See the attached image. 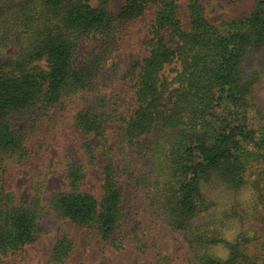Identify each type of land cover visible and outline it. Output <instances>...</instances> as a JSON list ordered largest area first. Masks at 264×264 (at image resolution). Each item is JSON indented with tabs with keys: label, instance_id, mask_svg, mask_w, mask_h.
<instances>
[{
	"label": "trees",
	"instance_id": "1",
	"mask_svg": "<svg viewBox=\"0 0 264 264\" xmlns=\"http://www.w3.org/2000/svg\"><path fill=\"white\" fill-rule=\"evenodd\" d=\"M122 45L118 99L100 85ZM98 167L99 197L85 189ZM58 171L66 183L46 195ZM50 221L55 264L70 224L133 250L131 264H172L162 225L186 264H264V0L216 20L200 0H0V256Z\"/></svg>",
	"mask_w": 264,
	"mask_h": 264
},
{
	"label": "rangeland",
	"instance_id": "2",
	"mask_svg": "<svg viewBox=\"0 0 264 264\" xmlns=\"http://www.w3.org/2000/svg\"><path fill=\"white\" fill-rule=\"evenodd\" d=\"M205 7L206 15L210 20H216L222 15L240 17L248 15L254 8L256 0H238L234 3L228 0H200ZM123 0H111L112 6L119 9ZM185 11V10H184ZM90 43L82 46V51L88 49ZM131 49L121 46V49L113 56L118 64V76L101 83L102 91L109 97L117 96L123 99L126 96L128 84L121 80L128 68V53ZM142 53V50H141ZM110 62V61H109ZM76 109L72 107L64 108V115L69 118L68 125L73 128ZM16 175L17 192L21 198H26L29 194V180L26 170L20 169ZM64 172L53 173L47 182L45 194L53 190L60 189L65 185ZM85 189L99 197L101 191L100 168L89 169V176L85 184ZM248 190V189H246ZM247 194V191H244ZM67 233L74 242V248L67 259L62 264H131L136 253L126 249L117 251L105 244L93 230L75 225H64ZM47 230L33 244L25 247L24 251L18 255L0 256V264H55L53 259V247L58 229H55L52 221L46 223ZM264 234V227H258ZM164 252L171 257L172 264H186V243L179 233H173L165 226L158 229Z\"/></svg>",
	"mask_w": 264,
	"mask_h": 264
}]
</instances>
